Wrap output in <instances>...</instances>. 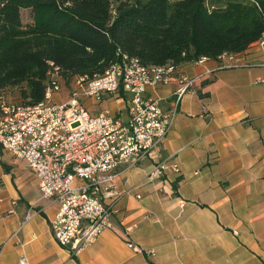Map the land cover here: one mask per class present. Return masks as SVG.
Returning a JSON list of instances; mask_svg holds the SVG:
<instances>
[{"label": "crops", "instance_id": "1", "mask_svg": "<svg viewBox=\"0 0 264 264\" xmlns=\"http://www.w3.org/2000/svg\"><path fill=\"white\" fill-rule=\"evenodd\" d=\"M181 75L202 78L181 97L162 143L103 192L113 228L77 253L52 235L56 203L1 149L0 264H264V34L241 53L178 65L146 97L171 108ZM85 105L96 114L124 102ZM161 161L179 173L150 177Z\"/></svg>", "mask_w": 264, "mask_h": 264}, {"label": "built area", "instance_id": "2", "mask_svg": "<svg viewBox=\"0 0 264 264\" xmlns=\"http://www.w3.org/2000/svg\"><path fill=\"white\" fill-rule=\"evenodd\" d=\"M174 70L172 65L147 67L136 57L121 55L92 78L74 75L67 81L56 68L49 70L44 101L36 105L0 97V148L37 178L41 198L56 203L50 229L61 247L77 253L113 228V211L103 202V192L162 143L181 97L202 78L181 75L174 104L163 109L159 99L145 94L170 80ZM61 93L64 98L55 100ZM106 97L121 98L124 106L90 113L85 101L99 103ZM169 170L179 173L177 164L161 161L149 176L159 178ZM26 262L20 258V264Z\"/></svg>", "mask_w": 264, "mask_h": 264}, {"label": "trees", "instance_id": "3", "mask_svg": "<svg viewBox=\"0 0 264 264\" xmlns=\"http://www.w3.org/2000/svg\"><path fill=\"white\" fill-rule=\"evenodd\" d=\"M224 1L0 0V97L17 88L36 105L49 70L92 78L121 55L176 68L241 53L264 34V0Z\"/></svg>", "mask_w": 264, "mask_h": 264}, {"label": "rangeland", "instance_id": "4", "mask_svg": "<svg viewBox=\"0 0 264 264\" xmlns=\"http://www.w3.org/2000/svg\"><path fill=\"white\" fill-rule=\"evenodd\" d=\"M226 1L224 0H208V4L210 5H216V6H223L225 5ZM22 21L24 23L28 22L29 19H30V16H29V12L27 10H24L22 12ZM67 84V83H66ZM64 85L63 87V91L65 92V90H67V85ZM5 98H7L9 101H19L20 98H19V91L17 88H7L5 90ZM105 106V104L103 105Z\"/></svg>", "mask_w": 264, "mask_h": 264}]
</instances>
